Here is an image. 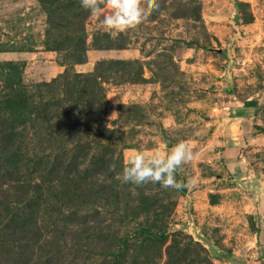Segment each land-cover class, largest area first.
I'll return each instance as SVG.
<instances>
[{"label": "rangeland", "instance_id": "obj_1", "mask_svg": "<svg viewBox=\"0 0 264 264\" xmlns=\"http://www.w3.org/2000/svg\"><path fill=\"white\" fill-rule=\"evenodd\" d=\"M157 2L0 0V264H264V0ZM181 142L187 186L116 178Z\"/></svg>", "mask_w": 264, "mask_h": 264}, {"label": "clouds", "instance_id": "obj_2", "mask_svg": "<svg viewBox=\"0 0 264 264\" xmlns=\"http://www.w3.org/2000/svg\"><path fill=\"white\" fill-rule=\"evenodd\" d=\"M80 4L98 21L97 27L112 36L118 35L128 25L140 21L142 16L159 7L157 0H80ZM105 9H110V14ZM193 159L192 148L185 142L175 145L166 155L160 151L149 153L140 150L126 161L122 174L118 173L116 178L134 185L150 181L164 188L178 189L187 185L178 181L176 174L183 164Z\"/></svg>", "mask_w": 264, "mask_h": 264}, {"label": "water", "instance_id": "obj_3", "mask_svg": "<svg viewBox=\"0 0 264 264\" xmlns=\"http://www.w3.org/2000/svg\"><path fill=\"white\" fill-rule=\"evenodd\" d=\"M161 135L163 137V140L165 141L166 145L168 147L172 146V142L169 139L168 135H167V130L166 128L163 126V124H161Z\"/></svg>", "mask_w": 264, "mask_h": 264}, {"label": "crops", "instance_id": "obj_4", "mask_svg": "<svg viewBox=\"0 0 264 264\" xmlns=\"http://www.w3.org/2000/svg\"><path fill=\"white\" fill-rule=\"evenodd\" d=\"M221 157L222 156H220V155L218 156L219 159H221ZM237 163H242V161L241 162H237ZM261 184H262V188L260 187L259 191L261 192V196H264V182L262 181ZM260 208H264V201L261 202V207ZM262 235L264 236V234H262Z\"/></svg>", "mask_w": 264, "mask_h": 264}, {"label": "trees", "instance_id": "obj_5", "mask_svg": "<svg viewBox=\"0 0 264 264\" xmlns=\"http://www.w3.org/2000/svg\"><path fill=\"white\" fill-rule=\"evenodd\" d=\"M257 105H258L257 100H249L245 102V107H256Z\"/></svg>", "mask_w": 264, "mask_h": 264}]
</instances>
